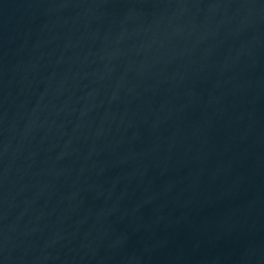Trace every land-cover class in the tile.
I'll use <instances>...</instances> for the list:
<instances>
[{"label": "water", "instance_id": "water-1", "mask_svg": "<svg viewBox=\"0 0 264 264\" xmlns=\"http://www.w3.org/2000/svg\"><path fill=\"white\" fill-rule=\"evenodd\" d=\"M0 264H264V0H0Z\"/></svg>", "mask_w": 264, "mask_h": 264}]
</instances>
